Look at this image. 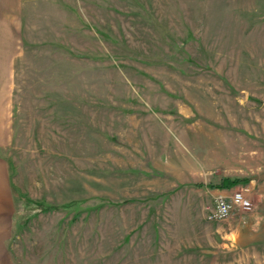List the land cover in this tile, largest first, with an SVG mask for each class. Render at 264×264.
I'll return each instance as SVG.
<instances>
[{
	"label": "rangeland",
	"instance_id": "1",
	"mask_svg": "<svg viewBox=\"0 0 264 264\" xmlns=\"http://www.w3.org/2000/svg\"><path fill=\"white\" fill-rule=\"evenodd\" d=\"M13 25L0 264H264V0H19ZM221 192L251 208L210 221Z\"/></svg>",
	"mask_w": 264,
	"mask_h": 264
},
{
	"label": "crops",
	"instance_id": "2",
	"mask_svg": "<svg viewBox=\"0 0 264 264\" xmlns=\"http://www.w3.org/2000/svg\"><path fill=\"white\" fill-rule=\"evenodd\" d=\"M17 1L0 0V93L10 86V79L14 75L16 40L13 19ZM9 17L12 19L10 28Z\"/></svg>",
	"mask_w": 264,
	"mask_h": 264
},
{
	"label": "built area",
	"instance_id": "3",
	"mask_svg": "<svg viewBox=\"0 0 264 264\" xmlns=\"http://www.w3.org/2000/svg\"><path fill=\"white\" fill-rule=\"evenodd\" d=\"M235 208L250 209V200L241 192L233 195L220 194L215 198L214 206L209 214L210 221H223L229 219Z\"/></svg>",
	"mask_w": 264,
	"mask_h": 264
},
{
	"label": "trees",
	"instance_id": "4",
	"mask_svg": "<svg viewBox=\"0 0 264 264\" xmlns=\"http://www.w3.org/2000/svg\"><path fill=\"white\" fill-rule=\"evenodd\" d=\"M248 182V179H234V180H231V179H223V181L221 182V184L219 185H207L208 187L207 188H210V189H225V188H231V187H234L238 184H241V183H246ZM199 187H203L202 185H199ZM45 210V209H43ZM45 211H49V209L45 210Z\"/></svg>",
	"mask_w": 264,
	"mask_h": 264
}]
</instances>
